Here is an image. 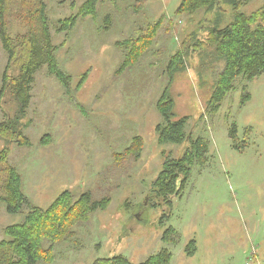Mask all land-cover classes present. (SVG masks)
Returning a JSON list of instances; mask_svg holds the SVG:
<instances>
[{"label":"rangeland","instance_id":"374dc122","mask_svg":"<svg viewBox=\"0 0 264 264\" xmlns=\"http://www.w3.org/2000/svg\"><path fill=\"white\" fill-rule=\"evenodd\" d=\"M84 2L47 0L53 44L59 47L56 55L73 77L75 97H69L46 66L41 68L20 120L30 122L24 134L33 146H10V163L36 206L47 209L66 192L73 193L75 201L91 191L96 198H111L106 210L74 225L73 235L56 243L52 264H93L115 255L138 264L164 249L172 252V264H264V74L250 82L238 79L237 89L210 115L206 108L215 81L210 72H198L200 54L186 58V69L174 75L171 87L175 113L189 118V136L209 139V162L193 169L186 190L173 198L172 206H154L150 189L164 159L183 156L190 144L189 139L182 144L159 142L157 127L163 121L156 105L170 81V58L186 36L208 28L213 15L177 16L181 0H99L95 17L82 18L71 30L58 33L54 24L77 15ZM263 3L252 0L241 12L251 14ZM226 10L230 20L231 9ZM160 20L152 48L118 75L126 51L117 44L138 38ZM7 53L0 39V94ZM244 85L252 97L241 105ZM18 109L17 102L3 97L0 122ZM235 124L239 149L230 139ZM46 136L50 143L41 144ZM137 136L144 139L142 156L122 166L130 161L126 150ZM4 145L1 141L0 150ZM23 219L8 214L1 203L0 241L7 226ZM170 226L182 237L176 246L163 242ZM192 241L196 252L189 257L186 249Z\"/></svg>","mask_w":264,"mask_h":264},{"label":"trees","instance_id":"16d2710c","mask_svg":"<svg viewBox=\"0 0 264 264\" xmlns=\"http://www.w3.org/2000/svg\"><path fill=\"white\" fill-rule=\"evenodd\" d=\"M181 1L176 10L177 16H193L204 12L213 15V18L209 20L208 28L202 26L201 33L196 31L186 36L181 48L170 58V69L172 68L170 81L156 105L163 121L157 127L159 142L162 145L182 144L189 139L190 144L183 156L164 159L162 169L150 189L154 206H158L159 202L172 206L173 198L181 196L186 190L193 169L204 167L209 162V139L206 137L195 139L187 134L189 118H178L175 113V99L171 93L174 75L186 69L189 56L200 54L201 66L198 72L202 75L206 71L210 72L208 74L215 81L206 108L210 115L216 114L226 97L237 89L235 82L238 79L250 82L264 74V3L260 9L245 14L241 10L252 0ZM98 5L99 0H85L77 15L54 24L57 32L71 30L82 18L95 17ZM228 8L231 9L230 20L226 18L228 16L226 14L230 12L226 10ZM161 26L160 20L147 28L138 38L117 44L120 49L126 51L117 70L118 75L141 61L157 41ZM169 27L175 29L170 23ZM51 30L47 0H0V39L8 52L0 106L3 97L8 96L9 100L18 103L19 108L13 116L8 115L6 122H0V142H5L3 149L0 150V204H5L8 214L24 216L20 223L4 229L5 239L0 241V264H52L55 259L56 243L68 240L73 235L74 225L88 220L97 211L106 210L111 203L109 196L96 198L91 191L82 194L77 201L73 193L66 192L47 209L36 206L23 191L22 175L10 163L11 145L28 148L33 146L32 141L24 134L30 122L21 123L20 120L21 114H26L35 74L46 66L50 75L66 89L69 97H75L71 90L73 77L59 64L56 55L59 47L53 44ZM203 31L205 35H202ZM211 64L210 70L208 67ZM84 82L82 80L79 83L77 90H80ZM6 93L8 95H5ZM242 94L241 105H245L252 97L247 85L243 86ZM77 105L82 108L80 104ZM47 138V136L43 138L41 144L50 143L51 140ZM230 139L235 148L239 149L238 146H242L238 143L236 124L232 127ZM133 140L132 145L126 150L131 154L129 155L131 159L124 161L122 166H126L127 163L133 164L142 156L144 139L137 136ZM161 220L162 223H166L164 217ZM181 239V234L170 226L165 231L163 242L176 246ZM194 243L192 241L186 249L189 257L196 252V248H193ZM172 261V252L164 249L138 264H172ZM93 264L133 263L124 256L115 255L98 258Z\"/></svg>","mask_w":264,"mask_h":264}]
</instances>
